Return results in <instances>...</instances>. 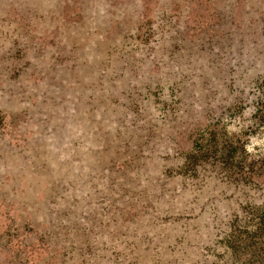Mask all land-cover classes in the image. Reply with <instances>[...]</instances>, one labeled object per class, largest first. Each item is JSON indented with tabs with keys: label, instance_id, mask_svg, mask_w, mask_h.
Instances as JSON below:
<instances>
[{
	"label": "rangeland",
	"instance_id": "obj_1",
	"mask_svg": "<svg viewBox=\"0 0 264 264\" xmlns=\"http://www.w3.org/2000/svg\"><path fill=\"white\" fill-rule=\"evenodd\" d=\"M263 81L264 0H0V264H164L148 240L198 190L156 161L231 103L243 115L218 128L264 156ZM169 90L155 122L141 95L172 105ZM219 174L204 167L207 196ZM209 210L185 235L201 248L223 214Z\"/></svg>",
	"mask_w": 264,
	"mask_h": 264
},
{
	"label": "trees",
	"instance_id": "obj_2",
	"mask_svg": "<svg viewBox=\"0 0 264 264\" xmlns=\"http://www.w3.org/2000/svg\"><path fill=\"white\" fill-rule=\"evenodd\" d=\"M260 86L262 88L255 92L258 96L253 102V117L264 127V81ZM159 95V92L150 94L145 91L141 97L144 102L152 101L158 107L155 122H164V113L171 114L177 101L174 92L169 90L172 105H160ZM242 110L241 106L231 103L221 111L209 113L211 122H216L190 129L187 132L191 140L188 150L181 149L170 157L158 158L156 161L160 168L157 167L160 179L171 181L180 176L190 185L196 183L191 188L198 190L194 202H175L176 205L181 203L182 207H186L183 212L169 215L170 212L167 211L159 219L161 225H164L166 237H161V241L148 240L150 246L161 250L168 257L164 264H264V156L256 159L246 156L242 140L236 136H228L225 127L227 123L224 122L219 128L216 124L222 117H241ZM178 155L182 158V166L175 171L162 165L164 162L167 166L170 160L178 159ZM205 166L218 168L220 179L217 181L221 193L215 192L213 196L205 193L208 187L206 189V183L201 181ZM214 206L223 214L222 217L211 215L207 218L210 224L213 218L218 221L212 229L211 245L201 248L197 246L195 237L187 240L185 235L190 229L197 230L195 221L200 220L198 223L205 225L202 213H207L206 210ZM209 212L212 214V210ZM178 234L181 237H177Z\"/></svg>",
	"mask_w": 264,
	"mask_h": 264
}]
</instances>
